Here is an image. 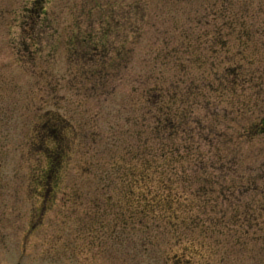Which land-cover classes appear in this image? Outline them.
Returning <instances> with one entry per match:
<instances>
[{
	"label": "rangeland",
	"instance_id": "obj_1",
	"mask_svg": "<svg viewBox=\"0 0 264 264\" xmlns=\"http://www.w3.org/2000/svg\"><path fill=\"white\" fill-rule=\"evenodd\" d=\"M103 38L106 59L77 57ZM155 82L162 116L184 122L174 142L188 143L189 125L197 134L198 159L183 162L195 192L216 150L236 154L246 175L264 172V0H0V264H264V233L237 225L235 200L207 232L192 228L190 200L150 204L142 183L129 189L131 156L116 171L143 139L167 149L150 140ZM50 126L64 160L43 177Z\"/></svg>",
	"mask_w": 264,
	"mask_h": 264
},
{
	"label": "trees",
	"instance_id": "obj_2",
	"mask_svg": "<svg viewBox=\"0 0 264 264\" xmlns=\"http://www.w3.org/2000/svg\"><path fill=\"white\" fill-rule=\"evenodd\" d=\"M104 39L106 38L98 41H88L85 52H80L77 49L75 50L77 57L84 63H88V61L96 62V60L103 58L106 59V56H104V51L103 53L101 51L102 48L106 50L108 46L107 39ZM185 44H187V47H190L192 45L189 41ZM98 69H103V67H98ZM100 73L102 74L101 71ZM106 76H108V74ZM149 94L151 95L149 98L150 102L153 103L154 106L159 105V114L153 116V129L155 130L156 134H150V140H157L158 137L160 138L159 140H163V138H165L164 144H166L167 149H162V147L159 152L157 151V149H153L152 145H146L147 143H145L144 139L141 145L138 144V146L135 147L137 149L130 150L132 149V145H129L130 151H128V156L126 157L125 155H123L121 159L117 158L115 162L117 163L116 171L122 172L129 167L124 164L126 162V158L128 159L129 156H131L132 159H135L137 161L139 167L133 164L134 166L128 169L129 174L127 170L124 171V174L128 175L125 182L128 184L129 189L132 187L133 183H142L145 188L142 193L147 194V202L150 204L155 199L158 201V203L161 202V204H165L166 202H169L170 205H174V202L176 201L180 206L181 203L179 200H190L192 203L187 206V208H185V211L188 215H191L189 219L190 223L192 224V228L199 226H201L202 228L205 227L207 232H209V228L211 227L214 229L225 225L222 222L224 218H219L218 216L217 220L214 219L215 223H213V221L212 223L209 222L208 224V222L206 221H208V219L210 218H214L210 216V214L218 211H224L225 214L227 209H229V206H227L226 204L229 201L235 200V203L230 205V208H233V210L235 211L240 210L243 213V224L240 223L237 225L243 228L245 234H249V227L252 225V223L257 224L259 231H261V234H259V236L263 235L264 183L262 179H264V172L251 173L250 175H246V173H242L239 168L238 164L240 162L236 154L229 156L225 155L224 153V155H222V152L216 150L215 155L217 157L214 158L212 162L211 160H208V163H210V165L207 164L206 159H203L204 162L202 164L203 166H201L203 167L201 172L205 173L201 174L202 181H199L195 192L193 190L195 186V180L192 179V172L193 170H195V168H191L194 167V165L185 166L186 164L183 162L194 160L197 161L198 158H196V152H194V150H196V147H194L195 144L199 143L196 138L197 134L194 133V128L189 125V129L186 132L187 137L185 136L188 143H175V137L177 136V133H180L179 124H181L182 129H184V122L176 120L174 118L175 116H162V110H166V107L163 106V104L161 105V101L165 103L163 97L167 96V93L164 88L158 85L157 82H155V85L150 88ZM173 99L174 95H170V100L172 102ZM184 117L187 121H190L188 120L189 116H183L182 119ZM150 123L152 124V120ZM156 130L158 131V133ZM246 132L249 133L250 131L247 130ZM61 133L62 132L60 128L57 126H50L47 130H45L46 137L54 139V145L50 147L49 156L52 155V158H49V166L47 167L43 177H50L54 169H57L61 165V162L59 161L64 160L63 151L61 150V148L64 147V144L60 141L62 136ZM144 133L146 137L148 132ZM210 138L211 136L201 137V139L204 141H207ZM38 146L46 147V149H48V146L46 144H39ZM146 148H148V150ZM164 151L166 152L165 154ZM168 155H170V158H168ZM218 162L221 164V166L226 167L231 172L234 171L231 176H234L235 178L227 181L226 174L221 175L219 172H217L216 169L218 168ZM211 167H213V169H211ZM247 170L253 171L254 169L248 167ZM124 174L121 173L120 176H123ZM148 184L149 189L146 190L148 188ZM157 185H159L160 187H155ZM126 189L128 188L126 187ZM132 189L133 187L131 188V190ZM248 192H254L253 198L251 196V199H241L243 194ZM256 195L262 196L260 202L257 204L258 207L263 210L259 214H255L252 212L256 205V202L254 200L256 198ZM182 203L185 205L188 204L187 202L183 201ZM162 206L163 205H160V207ZM224 214L221 217H225ZM231 218H234L235 223H237L240 219V217H237V215H232ZM205 224H208V227H206ZM244 224L250 225L245 228ZM232 225L233 222L231 223V226Z\"/></svg>",
	"mask_w": 264,
	"mask_h": 264
}]
</instances>
